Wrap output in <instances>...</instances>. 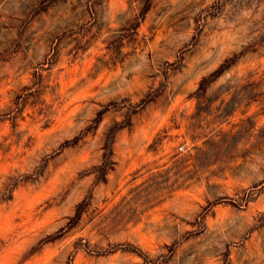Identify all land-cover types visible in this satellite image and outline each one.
<instances>
[{
	"label": "rangeland",
	"instance_id": "1",
	"mask_svg": "<svg viewBox=\"0 0 264 264\" xmlns=\"http://www.w3.org/2000/svg\"><path fill=\"white\" fill-rule=\"evenodd\" d=\"M0 264H264V0H0Z\"/></svg>",
	"mask_w": 264,
	"mask_h": 264
}]
</instances>
